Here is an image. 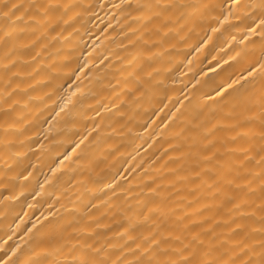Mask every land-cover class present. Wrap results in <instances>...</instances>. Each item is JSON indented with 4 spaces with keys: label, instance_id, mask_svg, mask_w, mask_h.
I'll return each mask as SVG.
<instances>
[{
    "label": "bare ground",
    "instance_id": "1",
    "mask_svg": "<svg viewBox=\"0 0 264 264\" xmlns=\"http://www.w3.org/2000/svg\"><path fill=\"white\" fill-rule=\"evenodd\" d=\"M79 2L94 5L89 11L95 14L82 22L70 19L69 13L63 18L68 23L60 21L43 46L18 52L12 69L17 75L3 71L7 61L0 45V258L8 252L14 260L29 259L31 249L47 243L46 234L75 243L87 239L84 229H95L114 239L124 218L134 216L142 200L151 199L146 195L148 177L163 185L164 203L177 209L176 216L180 208L191 213L201 205H214L206 189L190 195L193 184L181 180L190 176L187 163L178 159L188 151L187 129L201 113L211 120L208 127L231 124L230 112L258 116V108L244 111V89L259 97L257 62L264 41L259 28L248 35V25L236 21L235 13L245 10L231 8L232 0H184L216 8L189 10L184 20L169 25L167 36L157 35L155 29L147 33L137 24L131 25L140 29L136 36L127 27L121 32V26L131 22L118 14L109 27L114 10L98 5L119 0ZM230 8L234 15L219 23ZM9 76L11 87L6 85ZM136 77L146 87H140ZM222 86L224 101L217 95ZM136 88L139 91H131ZM177 109L178 118L166 119ZM260 130L258 119L243 129L257 134ZM249 146L237 141L228 148ZM169 181L175 182L174 188ZM142 189L145 195H138ZM196 196L199 202L189 207ZM215 213L213 207L205 215ZM97 223L110 225L112 231ZM40 224L45 227L40 229ZM16 245L19 249L12 256L9 249ZM70 250L71 245L64 247L53 259H70Z\"/></svg>",
    "mask_w": 264,
    "mask_h": 264
},
{
    "label": "snow or ice",
    "instance_id": "2",
    "mask_svg": "<svg viewBox=\"0 0 264 264\" xmlns=\"http://www.w3.org/2000/svg\"><path fill=\"white\" fill-rule=\"evenodd\" d=\"M94 7L79 0L70 4L62 0H0V45L4 46L3 59L7 61L2 66L3 71L12 76L17 75L12 69L16 68L18 52L37 45L43 46L42 41L56 31L60 21L68 23L63 18L69 13H72V20H89L95 14L89 10ZM98 7L114 10L109 27L112 26L111 20L117 19V14L126 22L130 21V24L122 25L120 30L123 32L127 27L132 36L140 31L139 28H132V24L141 25L147 33L155 29L157 35L167 36L172 31L169 25L180 23L189 10L210 12L216 8L212 4H191L184 0H119L118 3H100ZM231 8L244 9L243 12L235 13L236 21L248 25V35L259 28L260 38L264 41V0H249L245 3L232 0ZM231 8L223 21L218 20L219 23L228 22L229 17L234 15ZM24 39H28L27 44L22 42ZM257 64L261 77L260 94L257 98L248 95V90L244 89V111L253 112L258 108V116L230 112L227 118L233 121L231 124H212L208 127L211 120L201 113L195 117L197 122L190 123L187 129L189 135L185 139L190 142L188 151L182 152L178 158L187 163L190 171V176L181 177V180H190L193 184L189 194L206 189L208 198L215 201L214 205H201L191 213L180 208L181 215L176 216L177 209L168 208L164 203L167 196L161 191L163 185L157 184L155 177H148L150 183L145 182L146 195L151 199L142 200L139 211L134 216L124 218L125 222L119 225V231L113 233L114 239L100 236L95 229L91 232L84 229L87 239H77L75 243L67 241L62 235L46 234L47 243L31 249L29 259L14 260L6 252L4 258H0V264H264V54ZM251 71H256V65ZM151 75L148 73L149 77ZM76 78L80 79L79 76ZM136 80L140 87H146L140 83V77H136ZM236 83L232 82L233 85ZM11 84L9 76L6 85L11 87ZM228 88L231 89L232 85H228ZM76 91L80 92L81 89L77 88ZM131 91H139V88ZM217 95L219 100L224 101L226 92L223 86ZM11 96L12 93L8 92L7 97L10 99ZM193 99H189V104L193 103ZM64 107H67V103ZM179 112L180 109H177L166 119L175 120ZM257 119L261 129L258 134L243 131ZM257 139L258 144L250 143ZM237 141H244L250 146L228 148L229 144ZM78 147L80 144L72 149L73 154ZM69 158L65 156V159ZM171 171L175 173L176 170ZM169 184L175 187L174 181H169ZM138 195H145L143 189ZM198 202L199 197L196 196L189 207ZM213 207L216 209L215 215H205ZM36 227L34 224L33 228ZM39 227L43 229L45 226L40 224ZM97 227L112 231L107 224L97 223ZM68 245H71L70 259H53ZM18 249L19 245H16L9 251L15 256Z\"/></svg>",
    "mask_w": 264,
    "mask_h": 264
}]
</instances>
